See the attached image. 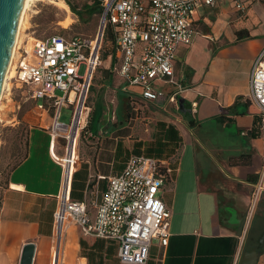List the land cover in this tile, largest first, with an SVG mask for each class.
Listing matches in <instances>:
<instances>
[{
	"label": "crops",
	"instance_id": "0c3cea01",
	"mask_svg": "<svg viewBox=\"0 0 264 264\" xmlns=\"http://www.w3.org/2000/svg\"><path fill=\"white\" fill-rule=\"evenodd\" d=\"M194 25V41L179 47L174 62L184 89L178 98L187 110L167 98L144 99L141 88L118 73L115 47L90 89L95 109L73 199H100L107 177L120 174L132 155L156 158L171 169L160 191L171 211L169 241L155 239L146 264H242L264 233V187L252 209L253 190L264 177V124L249 97L250 72L264 51V0H252L244 12L219 0L198 9ZM158 86L168 95L178 90L163 81ZM51 122L48 111L29 126L26 153L1 187L0 264H20L30 242L32 264H54L62 167L51 152ZM63 152L57 140L55 153ZM64 232L62 264H126L116 240L84 235L76 225ZM256 264H264V243Z\"/></svg>",
	"mask_w": 264,
	"mask_h": 264
},
{
	"label": "built area",
	"instance_id": "2783aa9c",
	"mask_svg": "<svg viewBox=\"0 0 264 264\" xmlns=\"http://www.w3.org/2000/svg\"><path fill=\"white\" fill-rule=\"evenodd\" d=\"M219 0H99L103 33L96 38L82 34L33 38L32 46L19 41L12 58L13 78L31 91L39 120L52 111L51 152L62 167L58 207L55 213L54 264H62L61 241L65 225H76L82 234L119 243L118 256L126 264H146L155 239L169 241L171 211L160 195L170 176L166 163L153 157L132 155L125 169L107 177L106 190L99 199L71 197L73 181L81 162L80 141L92 113L89 100L94 73L101 64L100 50L106 27L113 32L118 73L130 85L141 88L147 100L167 98L179 103L184 91L175 74V58L181 45H190L197 33L195 13L213 7ZM244 12L252 0H229ZM100 32V31H99ZM86 64L85 72H80ZM10 79V78H9ZM163 81L178 86L167 94L158 86ZM61 91V94H58ZM7 85L4 97L9 96ZM250 100L258 108L264 124V51L255 59L250 72ZM71 105V121H61L62 108ZM198 102L191 103L192 113ZM57 140L64 152L55 153ZM105 179L104 175H97ZM264 177L252 193V209L260 198ZM251 209V210H252Z\"/></svg>",
	"mask_w": 264,
	"mask_h": 264
},
{
	"label": "rangeland",
	"instance_id": "374dc122",
	"mask_svg": "<svg viewBox=\"0 0 264 264\" xmlns=\"http://www.w3.org/2000/svg\"><path fill=\"white\" fill-rule=\"evenodd\" d=\"M69 6V12L48 1L32 2L25 14V21L21 32V41L28 44L30 48L33 38H46L52 35L82 34L90 38H96L101 28V12L90 14L85 5H97L99 0H63ZM100 5V3H99ZM71 6H75L74 11ZM101 6V5H100ZM73 19L68 27H64L67 16ZM82 16L84 18H82ZM114 50V38L111 31H104L102 46L100 50L101 61L109 58ZM97 67L96 73L102 69ZM86 64L81 65L80 72L83 74ZM94 73V75H96ZM14 74V72H13ZM95 79L92 80V85ZM10 87L9 96L6 95L1 104L0 117L4 118V126L0 125V190L8 180L10 169L22 159L26 153L27 134L30 125L38 124L35 101L31 98V91L22 87L13 77L8 79ZM91 85V87H92ZM58 91V94H61ZM91 93V92H90ZM7 101V105L5 102ZM95 109L92 107V110ZM3 112V116L1 115ZM73 107L64 106L61 113V121L69 123ZM92 116V113H91ZM91 120V117H90ZM90 125V121L89 124ZM88 135V134H86ZM85 140L84 134L80 141V151ZM69 224L68 228L74 227ZM65 233V232H64Z\"/></svg>",
	"mask_w": 264,
	"mask_h": 264
},
{
	"label": "water",
	"instance_id": "95a60500",
	"mask_svg": "<svg viewBox=\"0 0 264 264\" xmlns=\"http://www.w3.org/2000/svg\"><path fill=\"white\" fill-rule=\"evenodd\" d=\"M24 0H0V99L6 72L9 68L12 51L18 31L19 20L22 16ZM103 33V24L100 36ZM180 107L184 109V99H180ZM264 243V233L257 241V245L243 255L242 264H256L260 254L261 245ZM35 254V244L30 242L24 245L20 264H32ZM246 258H252L246 260Z\"/></svg>",
	"mask_w": 264,
	"mask_h": 264
},
{
	"label": "bare ground",
	"instance_id": "6f19581e",
	"mask_svg": "<svg viewBox=\"0 0 264 264\" xmlns=\"http://www.w3.org/2000/svg\"><path fill=\"white\" fill-rule=\"evenodd\" d=\"M37 1H39V2L48 1V2L53 3L59 7H62L63 9H65L67 11V13L69 12V6L63 0H24V7H23L21 19L19 20V24H18V31H17L16 40H15L14 48H13L12 55H11V60L9 63V68H8L6 75H5V78H4L3 90H2L1 99H0V110H1L2 98L4 96L5 89L8 85V79L13 76L14 71L12 70V58L14 57L15 51L17 49V45H18L20 38H21V32H22V27H23L24 21H25L26 11H27L30 3L37 2ZM72 20L73 19L70 17V15H68L67 19L65 21L64 27H68L72 23ZM65 226L62 228L61 232L63 231Z\"/></svg>",
	"mask_w": 264,
	"mask_h": 264
},
{
	"label": "trees",
	"instance_id": "16d2710c",
	"mask_svg": "<svg viewBox=\"0 0 264 264\" xmlns=\"http://www.w3.org/2000/svg\"><path fill=\"white\" fill-rule=\"evenodd\" d=\"M99 3H100V2H98L97 5H90V6H89V5H85L86 8H87V11H89L90 14H93V13H95V12H97V11H100V12H101V6L99 5ZM71 7H72V9H73L74 11L76 10V7H75V6H71ZM82 18H84V17L82 16ZM106 29H108V31H111V33H112V35H113L112 29H111L110 27H106ZM106 29H105V31H106ZM238 36H239V38H242V36H241V31H238ZM184 109L187 110V108H186V104H185V103H184ZM88 132H89V129L87 128L83 134L85 135V134H87ZM83 134H82V136H83Z\"/></svg>",
	"mask_w": 264,
	"mask_h": 264
}]
</instances>
